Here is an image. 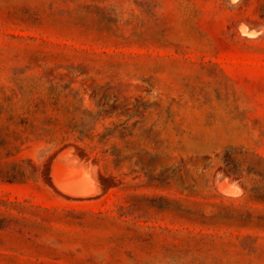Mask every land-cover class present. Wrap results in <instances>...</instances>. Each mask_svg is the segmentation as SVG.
Instances as JSON below:
<instances>
[{"label": "rangeland", "instance_id": "374dc122", "mask_svg": "<svg viewBox=\"0 0 264 264\" xmlns=\"http://www.w3.org/2000/svg\"><path fill=\"white\" fill-rule=\"evenodd\" d=\"M0 264H264V0H0Z\"/></svg>", "mask_w": 264, "mask_h": 264}, {"label": "bare ground", "instance_id": "6f19581e", "mask_svg": "<svg viewBox=\"0 0 264 264\" xmlns=\"http://www.w3.org/2000/svg\"><path fill=\"white\" fill-rule=\"evenodd\" d=\"M250 32H253V30H251ZM243 33V32H242ZM244 34V33H243ZM252 34V33H251ZM252 36H254L253 34H252ZM72 156V155H71ZM68 157H70V156H68ZM61 158V157H60ZM60 158H58V159H60ZM71 158V157H70ZM70 158H68V159H70ZM59 161V160H58ZM62 161V160H61ZM60 161V162H61ZM66 161H67V159H66ZM68 162V161H67ZM76 162H77V160H76ZM62 164H60V167H61V174H57L56 176H57V178L58 179H61V180H64V181H67V180H70L71 179V175H76L77 174V172L74 170V169H71L69 166H66V163H65V161H62L61 162ZM78 163V162H77ZM79 164V163H78ZM73 166H74V168H75V165L73 164ZM80 166V165H79ZM83 167H84V165H83ZM83 169H85V168H83ZM87 170H90V169H88L87 168ZM81 171V170H80ZM79 171V172H80ZM91 171V170H90ZM82 173H83V171H82ZM84 174V173H83ZM90 176H92V174L90 175ZM95 176V175H94ZM89 177V176H88ZM79 178V177H78ZM93 179V178H92ZM79 180V179H78ZM81 180V179H80ZM79 180V181H80ZM226 180V179H225ZM78 181V182H79ZM88 181V180H87ZM86 181V182H87ZM224 182V181H223ZM83 183H85V182H83ZM97 183V182H96ZM229 183V182H228ZM232 184V183H231ZM233 184H234V182H233ZM226 185V184H225ZM237 185H238V183H237ZM227 186H229L228 184H227ZM74 187H75V185H74ZM97 187H99V186H97ZM230 188H231V186H229ZM76 188V187H75ZM74 188V189H75ZM77 190H73V191H75L76 192V194H77V191H80L78 188H76ZM100 189V188H99ZM224 189V188H223ZM238 189H240V190H242L241 188H238ZM228 190H229V188H228ZM98 192H99V190H97ZM233 190L232 189H230V192H232ZM64 193H65V191H63ZM72 192V191H71ZM70 192V193H71ZM224 192V191H223ZM230 192H229V194H230ZM73 193V192H72ZM71 193V194H72ZM97 193V192H96ZM221 193V192H220ZM234 193H236L237 194V192L235 191H233V194ZM241 193H242V191H241ZM67 195L69 194V193H66ZM71 194H69V195H71ZM79 194V193H78ZM221 194H224V193H221ZM233 194H231V195H229V196H233ZM92 195H94V194H92ZM239 195V194H238ZM90 197H91V195H89ZM224 196H226V195H224ZM228 196V197H229ZM237 196V195H236ZM240 196V195H239ZM80 197V196H79ZM84 197H86V196H84ZM87 197H88V195H87ZM227 197V196H226ZM234 197V196H233ZM230 198V197H229ZM236 198V197H235Z\"/></svg>", "mask_w": 264, "mask_h": 264}, {"label": "water", "instance_id": "95a60500", "mask_svg": "<svg viewBox=\"0 0 264 264\" xmlns=\"http://www.w3.org/2000/svg\"><path fill=\"white\" fill-rule=\"evenodd\" d=\"M61 172V167H60V165H55V167H54V173L55 174H59Z\"/></svg>", "mask_w": 264, "mask_h": 264}]
</instances>
